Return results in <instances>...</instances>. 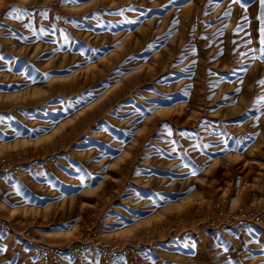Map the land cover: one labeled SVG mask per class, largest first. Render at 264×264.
Listing matches in <instances>:
<instances>
[{"label": "rangeland", "instance_id": "obj_1", "mask_svg": "<svg viewBox=\"0 0 264 264\" xmlns=\"http://www.w3.org/2000/svg\"><path fill=\"white\" fill-rule=\"evenodd\" d=\"M262 28L264 0H0V264H264Z\"/></svg>", "mask_w": 264, "mask_h": 264}, {"label": "snow or ice", "instance_id": "obj_2", "mask_svg": "<svg viewBox=\"0 0 264 264\" xmlns=\"http://www.w3.org/2000/svg\"><path fill=\"white\" fill-rule=\"evenodd\" d=\"M262 39L261 44H264V28L261 29ZM260 83H264V81H261Z\"/></svg>", "mask_w": 264, "mask_h": 264}, {"label": "bare ground", "instance_id": "obj_3", "mask_svg": "<svg viewBox=\"0 0 264 264\" xmlns=\"http://www.w3.org/2000/svg\"><path fill=\"white\" fill-rule=\"evenodd\" d=\"M60 234V233H59Z\"/></svg>", "mask_w": 264, "mask_h": 264}]
</instances>
